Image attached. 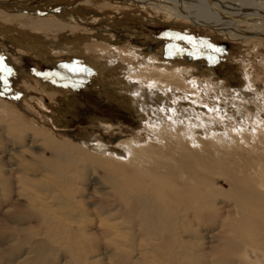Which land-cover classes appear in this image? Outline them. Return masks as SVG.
<instances>
[{
  "label": "rangeland",
  "instance_id": "obj_1",
  "mask_svg": "<svg viewBox=\"0 0 264 264\" xmlns=\"http://www.w3.org/2000/svg\"><path fill=\"white\" fill-rule=\"evenodd\" d=\"M153 4L0 0V264H264V37ZM111 63L180 65L202 88L182 92L217 122L180 139L145 130L110 90Z\"/></svg>",
  "mask_w": 264,
  "mask_h": 264
},
{
  "label": "bare ground",
  "instance_id": "obj_2",
  "mask_svg": "<svg viewBox=\"0 0 264 264\" xmlns=\"http://www.w3.org/2000/svg\"><path fill=\"white\" fill-rule=\"evenodd\" d=\"M162 1L163 3L161 5V9L163 12L157 5L153 4V0H151L158 12H165L170 17L180 20L185 19L197 27L207 28L210 31L215 30L221 36L230 37L233 40H241L244 42L250 40V35L253 33L254 36L264 37V0H258L259 2H254L252 0ZM166 11H168V13ZM244 23L246 24L247 30L243 32L241 31L242 28H239V25ZM158 59L161 61L159 57ZM101 67L103 68V66ZM108 67L114 68V73L113 75L111 74L112 81H110V90H113L116 95H119V97L122 98L130 108H132V111L135 112L139 122L144 125L143 127L145 130H152L154 132L162 130L166 137L180 139V137H186L190 133L196 132V129L193 128H201L202 126H205L207 129L210 128L211 125H214V122H217L216 117L214 116L216 109H212L206 106L202 101L197 100L194 96L198 93L195 95L192 92V95H186L182 92V90L185 89L190 90V88H201V84L198 80H187V77H185V72L187 71L182 69L180 65H178L177 68L170 73L163 70H157L154 63L152 65L142 64L140 69H138L134 74L132 72L134 70L131 67L125 66L120 68L118 66H114L113 63L109 64ZM108 67L104 68L103 71ZM154 71L158 74L155 73L156 76L153 77L152 75H155ZM203 83L205 84L207 82L203 81ZM118 91H121V93L117 94L116 92ZM210 91H212V87H210ZM238 93L241 94L238 95L239 98L235 99L245 103H247L249 98L253 99L255 97V94L253 95V88L241 89ZM185 101L186 104L184 103ZM182 102L185 104L184 106H182ZM174 104H176V106ZM260 105L261 104H259V106ZM217 107L220 108V106ZM222 109L223 111H220L221 113L219 112L217 115L230 116V118L237 116L235 113L232 114L233 112L231 113L230 110L226 111L225 108ZM262 111H264V108L262 110L259 109L258 113ZM155 114H161V116L164 117L161 118L164 119L162 122L164 128H159V125L154 124L156 123L153 122L155 119L153 116H155ZM159 115H157V117ZM210 120H212V122H210ZM235 120H237V122L239 121L238 119ZM92 122L96 123L99 127L107 128V125H109V120L102 117H95ZM186 123L192 127H187ZM226 123H228V121ZM219 124V133L216 134L214 138L224 140L222 135L227 131L226 129L224 130L225 126L221 124V120ZM229 125L231 126V124ZM240 126L244 127L245 125L240 123ZM239 132H244V130L242 129ZM156 133H159L160 135L161 132ZM206 133H208V131ZM208 134L206 135L208 136ZM162 135L163 133L160 137H162ZM82 144L89 147L91 146L88 141H84ZM96 145L99 152L105 154L116 153L114 149L100 142H97ZM126 151L124 153H126Z\"/></svg>",
  "mask_w": 264,
  "mask_h": 264
}]
</instances>
